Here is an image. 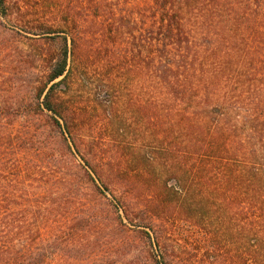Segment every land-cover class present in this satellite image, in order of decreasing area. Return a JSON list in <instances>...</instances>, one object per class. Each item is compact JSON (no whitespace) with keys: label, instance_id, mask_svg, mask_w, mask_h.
Instances as JSON below:
<instances>
[{"label":"rangeland","instance_id":"374dc122","mask_svg":"<svg viewBox=\"0 0 264 264\" xmlns=\"http://www.w3.org/2000/svg\"><path fill=\"white\" fill-rule=\"evenodd\" d=\"M161 2H3L0 107L30 112L0 134L42 146L5 156L33 264H264V0ZM64 35L60 130L29 103Z\"/></svg>","mask_w":264,"mask_h":264},{"label":"trees","instance_id":"16d2710c","mask_svg":"<svg viewBox=\"0 0 264 264\" xmlns=\"http://www.w3.org/2000/svg\"><path fill=\"white\" fill-rule=\"evenodd\" d=\"M160 1L161 0H158V3ZM3 2L4 0H0V13L5 15L6 12L3 9ZM167 3L168 0H162L161 2L163 5H167ZM68 63L69 43L68 37L64 35L62 36V51L51 67L49 75L47 76L46 85L41 88L35 101L33 100L29 103L31 104V107L36 104L41 111L46 110L53 113L51 117L60 130H62L63 125L57 116L61 119L63 118L53 105L51 96L56 87L62 83V80H64L68 70ZM29 112L30 109L24 110L23 108L15 109L12 106H2L0 107V119L11 118V114L20 116ZM64 126V130L68 129L69 125L67 121ZM61 135L63 136L68 149L72 152V147L68 143L64 131H61ZM35 137H37V135L29 136L27 134L22 135L21 133L13 134L7 133V131L0 134V264H33L40 260H45V258L47 259L49 256L47 255L48 251H45L46 254L44 259L37 257V254H33L29 256L28 261L26 256L28 237L34 241L36 234L42 229V227L37 223L38 220L36 217L34 218L33 223H30V220L32 219L27 217L25 208H16L14 206L19 202L16 197L12 195L10 189L15 186L13 184L18 185L22 179V182H24L26 173L22 169L23 165L12 161L9 157H5L6 155L14 154L13 152L15 151H12L11 149L17 150V152H41L42 146L37 147L34 144V142L38 141ZM10 175L11 177H15L10 178ZM10 179L13 180L10 181ZM178 181L181 182L179 179ZM55 226L56 225L53 224L49 228L55 229Z\"/></svg>","mask_w":264,"mask_h":264}]
</instances>
